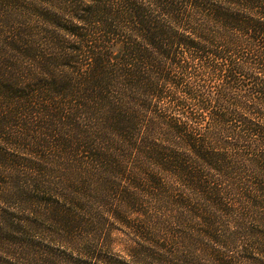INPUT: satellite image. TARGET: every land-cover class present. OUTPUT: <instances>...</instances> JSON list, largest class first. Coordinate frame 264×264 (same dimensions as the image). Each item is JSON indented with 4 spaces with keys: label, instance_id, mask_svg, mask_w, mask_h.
Here are the masks:
<instances>
[{
    "label": "trees",
    "instance_id": "1",
    "mask_svg": "<svg viewBox=\"0 0 264 264\" xmlns=\"http://www.w3.org/2000/svg\"><path fill=\"white\" fill-rule=\"evenodd\" d=\"M0 264H264V0H0Z\"/></svg>",
    "mask_w": 264,
    "mask_h": 264
}]
</instances>
